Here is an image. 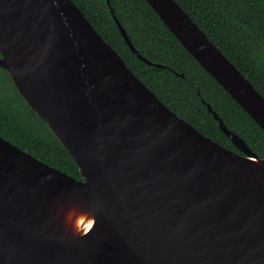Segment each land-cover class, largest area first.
Masks as SVG:
<instances>
[{
	"label": "water",
	"instance_id": "1",
	"mask_svg": "<svg viewBox=\"0 0 264 264\" xmlns=\"http://www.w3.org/2000/svg\"><path fill=\"white\" fill-rule=\"evenodd\" d=\"M145 2L264 132L247 78L175 0ZM0 68L81 176L0 137V264H264V160L204 101L237 152L178 117L72 0H0Z\"/></svg>",
	"mask_w": 264,
	"mask_h": 264
},
{
	"label": "trees",
	"instance_id": "2",
	"mask_svg": "<svg viewBox=\"0 0 264 264\" xmlns=\"http://www.w3.org/2000/svg\"><path fill=\"white\" fill-rule=\"evenodd\" d=\"M207 38L264 97V0H175ZM127 67L178 117L237 152L212 111L260 159L264 132L181 46L145 0H109L146 65L126 46L106 0H72ZM183 75L180 77L179 75ZM0 137L50 167L81 180L78 167L0 68Z\"/></svg>",
	"mask_w": 264,
	"mask_h": 264
},
{
	"label": "clouds",
	"instance_id": "3",
	"mask_svg": "<svg viewBox=\"0 0 264 264\" xmlns=\"http://www.w3.org/2000/svg\"><path fill=\"white\" fill-rule=\"evenodd\" d=\"M87 216L89 219V231L94 227L95 217L89 213L78 212L75 208L70 209L66 212L64 222L66 226H70L73 230V234H87L89 232L82 231L79 227V220L81 217Z\"/></svg>",
	"mask_w": 264,
	"mask_h": 264
},
{
	"label": "bare ground",
	"instance_id": "4",
	"mask_svg": "<svg viewBox=\"0 0 264 264\" xmlns=\"http://www.w3.org/2000/svg\"><path fill=\"white\" fill-rule=\"evenodd\" d=\"M81 223V222H80ZM82 226H84V225H82Z\"/></svg>",
	"mask_w": 264,
	"mask_h": 264
}]
</instances>
